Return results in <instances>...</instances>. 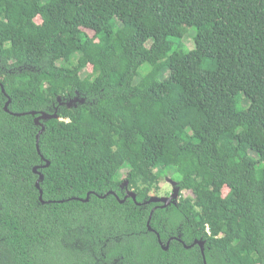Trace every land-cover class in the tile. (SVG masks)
<instances>
[{
    "label": "trees",
    "instance_id": "trees-1",
    "mask_svg": "<svg viewBox=\"0 0 264 264\" xmlns=\"http://www.w3.org/2000/svg\"><path fill=\"white\" fill-rule=\"evenodd\" d=\"M0 264H264V0H0Z\"/></svg>",
    "mask_w": 264,
    "mask_h": 264
},
{
    "label": "rangeland",
    "instance_id": "rangeland-1",
    "mask_svg": "<svg viewBox=\"0 0 264 264\" xmlns=\"http://www.w3.org/2000/svg\"><path fill=\"white\" fill-rule=\"evenodd\" d=\"M183 28L181 31L184 34V43L187 44L188 47L193 45V38L196 35V29L192 27H185L181 26L179 29ZM188 28V29H187ZM149 68L148 65H143L140 73L144 72ZM87 71H91V67L89 66ZM58 102L61 105H68V106H76L78 104H82L86 102V99L81 98L80 96H75L73 98L69 99H63V98H58ZM126 171L122 172V175H125ZM176 175L173 172H167L166 175H163L161 177V180L157 179L158 181V188L159 191L157 193H153L152 197L154 199H160V200H165L169 203V205L176 203L180 197L181 193L178 192V189L176 187ZM156 179V178H155ZM124 187H126V183L123 184ZM183 197H190L193 196L190 191L183 192L182 194ZM168 205V206H169Z\"/></svg>",
    "mask_w": 264,
    "mask_h": 264
},
{
    "label": "water",
    "instance_id": "water-1",
    "mask_svg": "<svg viewBox=\"0 0 264 264\" xmlns=\"http://www.w3.org/2000/svg\"><path fill=\"white\" fill-rule=\"evenodd\" d=\"M2 90H3V92H5V90H4V88L2 87ZM9 102H10V100H8V102H7V104H6V110H7V107H8V105H9ZM29 114H32V115H37V112H29ZM17 115H21V114H17ZM53 116H51L50 114H48L47 112H42V113H40L39 115H38V117L35 119V121H36V123L38 124V125H41L42 126V130L41 131H43L44 130V126H43V124L41 123V121L42 120H48V119H50V118H52ZM40 135V134H39ZM38 139H39V136H38ZM35 172L36 173H39L38 171H37V168L35 169ZM40 174V178H39V180H38V182H37V186H38V188H39V184H40V181L43 179V175L41 174V173H39ZM40 193L42 194V191H40ZM113 194H115V193H113ZM131 197H133V198H135L133 195H130ZM128 197V196H127ZM153 201H159V202H163L164 203V207H167L168 205H169V203L167 202V201H165V200H160V199H152ZM123 202V201H122ZM154 211V210H153ZM153 211L151 212V215H150V220H151V218H152V214H153ZM150 223V222H149ZM149 223H148V226H150L149 225ZM150 229H151V227H150ZM158 237H159V235H158ZM195 243H197V244H199L201 247H202V249H203V246H202V243L201 242H195ZM168 245H169V243H168ZM168 245L166 246V247H164V249L165 250H167L168 249ZM189 247H191V246H188V248Z\"/></svg>",
    "mask_w": 264,
    "mask_h": 264
}]
</instances>
